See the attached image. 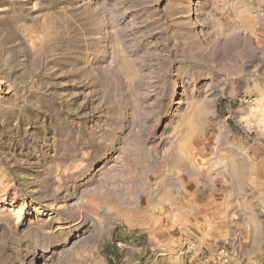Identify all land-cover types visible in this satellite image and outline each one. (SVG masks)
I'll return each instance as SVG.
<instances>
[{
	"label": "rangeland",
	"instance_id": "obj_1",
	"mask_svg": "<svg viewBox=\"0 0 264 264\" xmlns=\"http://www.w3.org/2000/svg\"><path fill=\"white\" fill-rule=\"evenodd\" d=\"M264 264V0H0V264Z\"/></svg>",
	"mask_w": 264,
	"mask_h": 264
},
{
	"label": "built area",
	"instance_id": "obj_2",
	"mask_svg": "<svg viewBox=\"0 0 264 264\" xmlns=\"http://www.w3.org/2000/svg\"><path fill=\"white\" fill-rule=\"evenodd\" d=\"M219 260L223 263L226 264L228 262V256L227 253L224 250H221L219 252Z\"/></svg>",
	"mask_w": 264,
	"mask_h": 264
}]
</instances>
